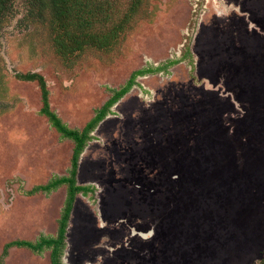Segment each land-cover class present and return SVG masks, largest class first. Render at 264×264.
Segmentation results:
<instances>
[{"label":"rangeland","instance_id":"1","mask_svg":"<svg viewBox=\"0 0 264 264\" xmlns=\"http://www.w3.org/2000/svg\"><path fill=\"white\" fill-rule=\"evenodd\" d=\"M27 1L0 31V257L8 242L56 234L66 187L25 192L66 175L73 146L40 114L37 83L16 76H42L50 109L81 129L108 89L188 52L138 77L91 134L76 180L94 192L75 198L62 263L259 264L264 0H146L113 48L69 61L48 9L29 15ZM0 264H50L49 251L11 249Z\"/></svg>","mask_w":264,"mask_h":264},{"label":"trees","instance_id":"2","mask_svg":"<svg viewBox=\"0 0 264 264\" xmlns=\"http://www.w3.org/2000/svg\"><path fill=\"white\" fill-rule=\"evenodd\" d=\"M145 1L127 0L123 5L125 8H122L116 0H39V2L35 0V4L33 0H28L27 4L29 15L32 13L31 8L40 9L41 12L48 9L54 51L60 59L69 61L87 50L107 51L113 48ZM13 10L14 0H0V31L5 22L12 17ZM188 55L189 53L186 52L181 59L137 70L119 88L108 89V99L95 110L92 118L81 129L69 128L50 109L48 90L42 76L37 73L16 76L19 80L37 83L42 103L40 114L47 119L59 135V140H69L73 146L70 167L66 175L53 176L47 183L25 192L28 196L35 194L48 196L61 186L66 187V198L58 220L56 234L54 236L40 235L35 240H14L6 243L1 253V263L11 249H25L36 255L49 251L50 264H63L62 256L66 249L67 227L75 198L79 194L86 196L94 192L92 187L78 185L76 180L79 158L87 144L93 139L91 134L111 113V108L136 85L138 77L166 72ZM259 264H264V252Z\"/></svg>","mask_w":264,"mask_h":264}]
</instances>
